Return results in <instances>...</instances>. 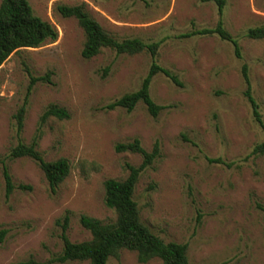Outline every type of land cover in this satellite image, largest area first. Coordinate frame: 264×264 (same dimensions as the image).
Wrapping results in <instances>:
<instances>
[{"label": "rangeland", "instance_id": "obj_1", "mask_svg": "<svg viewBox=\"0 0 264 264\" xmlns=\"http://www.w3.org/2000/svg\"><path fill=\"white\" fill-rule=\"evenodd\" d=\"M27 1L58 37L21 49L0 66V231L7 232L0 243V264L45 263L57 257L62 243L56 221L66 213L67 237L73 243L91 238L79 224L82 215L113 222L114 212L103 203V183L124 180L127 164H141L138 154L114 151L134 138L147 152L155 142L160 146V157L141 173L134 191L145 226L165 242L186 244L189 264H264V155L252 154L262 131L241 77L246 65L264 121V38L245 37L248 29L264 26V0H228L223 11L224 29L238 42L241 58L216 35L184 37L215 27L218 15L211 0ZM81 3L114 38L160 43L154 60L179 85L162 73L153 77L150 97L163 107L155 118L141 103L131 112L106 109L139 89L152 59L146 52L129 56L109 49L82 59L81 28L56 11L57 5ZM23 64L34 77L49 74L28 96L20 140L29 144L39 131L43 159L69 162L70 173L54 193L32 160L8 158L18 143L13 115L29 85ZM49 105L65 109L69 117H49L40 126ZM217 159L222 164L209 162ZM3 166L15 187L8 197ZM18 185L31 190H18ZM106 264L139 263L134 252L122 250Z\"/></svg>", "mask_w": 264, "mask_h": 264}, {"label": "trees", "instance_id": "obj_2", "mask_svg": "<svg viewBox=\"0 0 264 264\" xmlns=\"http://www.w3.org/2000/svg\"><path fill=\"white\" fill-rule=\"evenodd\" d=\"M206 1V0H203ZM217 10L218 20L214 28L192 31L185 34L189 36H213L216 35L222 41L229 42L234 49L237 58H241L238 42L224 29L222 16L228 0H211ZM56 11L63 18H73L84 34V43L81 57L84 60L97 56L102 49H109L117 55L133 56L142 52L150 55L152 62L146 76L143 78L138 90L126 94L111 104L107 110L123 108L131 112L141 103L148 114L155 118L163 107L156 105L150 97V85L153 77L162 73L174 84L179 85L177 77L158 66L155 62L159 42L145 43L137 38L118 40L107 33L87 12L85 4L74 6L57 5ZM58 37L57 31L49 23L35 16L27 0H2L0 3V66L8 57L21 49H34L45 42H54ZM246 38L260 40L264 38V26L248 29ZM24 71L29 78V85L22 105L13 115L15 121V133L18 143L9 153V160L28 158L40 169L43 177L52 193L68 177L70 164L66 159H58L47 162L38 151L40 133L34 136L29 144L20 140L23 121L28 103V96L37 82L48 81L49 74L42 77H34L27 65L23 64ZM241 77L245 84L244 95L250 105L252 116L262 131V141L256 144L252 150L253 155H264V121L262 120L258 104L251 93L248 67L242 65ZM49 117L62 120L69 117L65 109L56 105H49L40 117V126ZM116 153H132L140 155L142 161L138 167L126 165L128 175L124 180L108 179L103 183L105 207L115 214L113 222L103 223L97 219L82 215L79 224L90 234V240L73 243L67 237L69 215L66 213L56 224L60 227L61 253L45 263H38L32 259L17 264H52L66 262H88L89 264H106L109 258H118L122 250L134 252L139 264L158 259L162 264H189L187 245L174 242H165L154 234L140 220L139 209L134 200V191L141 173L149 168L160 157L159 142H155L151 151H145L139 139L131 142L117 144L114 147ZM210 163L222 164L221 160H210ZM3 178L5 181V195L8 197L15 189L11 182L8 168L3 166ZM18 190H31L29 186L18 185ZM6 230L0 231V243L6 234Z\"/></svg>", "mask_w": 264, "mask_h": 264}]
</instances>
